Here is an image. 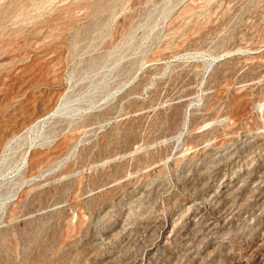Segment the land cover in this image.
Wrapping results in <instances>:
<instances>
[{"label":"rangeland","instance_id":"rangeland-1","mask_svg":"<svg viewBox=\"0 0 264 264\" xmlns=\"http://www.w3.org/2000/svg\"><path fill=\"white\" fill-rule=\"evenodd\" d=\"M0 264H264V0H0Z\"/></svg>","mask_w":264,"mask_h":264}]
</instances>
